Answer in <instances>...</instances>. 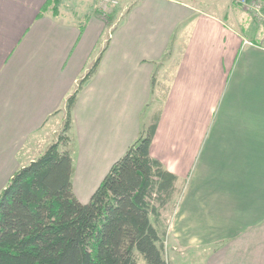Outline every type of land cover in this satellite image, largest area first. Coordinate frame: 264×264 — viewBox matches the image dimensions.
Listing matches in <instances>:
<instances>
[{
  "label": "crops",
  "instance_id": "crops-1",
  "mask_svg": "<svg viewBox=\"0 0 264 264\" xmlns=\"http://www.w3.org/2000/svg\"><path fill=\"white\" fill-rule=\"evenodd\" d=\"M46 1L0 0V190L36 158L31 145L41 147V130L104 42L100 16L53 15ZM263 34L264 23L233 7L136 0L73 105L77 198L89 199L153 106L149 154L181 188L175 240L219 243L204 264H264Z\"/></svg>",
  "mask_w": 264,
  "mask_h": 264
},
{
  "label": "trees",
  "instance_id": "trees-1",
  "mask_svg": "<svg viewBox=\"0 0 264 264\" xmlns=\"http://www.w3.org/2000/svg\"><path fill=\"white\" fill-rule=\"evenodd\" d=\"M60 2L47 0L42 11L54 15ZM110 31H103V45L63 100L57 139L0 190V264H169L161 210L176 203L181 188L177 176L149 154L159 113L141 126L86 202L72 188V109L97 70Z\"/></svg>",
  "mask_w": 264,
  "mask_h": 264
},
{
  "label": "rangeland",
  "instance_id": "rangeland-1",
  "mask_svg": "<svg viewBox=\"0 0 264 264\" xmlns=\"http://www.w3.org/2000/svg\"><path fill=\"white\" fill-rule=\"evenodd\" d=\"M136 0H117L113 5L101 4L100 0H61L59 8L66 11L64 14L67 16L78 15L85 20L84 15L88 16L89 13L96 14L102 18L106 26V33L119 21L124 15L126 9ZM192 4H197L200 8L213 13H222L225 10L232 8L239 9L246 12L250 18L259 21L261 24L264 23V0H199L203 1L197 3L194 0H187ZM58 8V11H59ZM95 10L101 11L99 14ZM57 11V13H58ZM55 13V14H57ZM111 15L110 21L106 20V16ZM153 106L146 107L141 114L140 122L142 126L147 125L150 121V117L153 114ZM60 109L57 111V115L54 120L49 122L40 132V140L42 145H31L30 155L38 156L51 142L57 139L58 133L60 132L61 125L64 118V113ZM69 141L67 145L71 148V156L77 153L76 143L73 136L69 132ZM74 146V147H73ZM40 148V151L37 152ZM179 197V196H178ZM176 203L167 204L162 210L161 215L164 219V223H167V234L164 241L165 253L169 264H204L206 257L212 252L219 243H214L205 246H195L192 248H185L181 243L175 240V235L169 231L170 218L174 213Z\"/></svg>",
  "mask_w": 264,
  "mask_h": 264
},
{
  "label": "built area",
  "instance_id": "built-area-1",
  "mask_svg": "<svg viewBox=\"0 0 264 264\" xmlns=\"http://www.w3.org/2000/svg\"><path fill=\"white\" fill-rule=\"evenodd\" d=\"M100 2H101V4H104V5H113V4H115L117 2V0H100ZM246 42L252 43V42L247 41V40H246ZM255 44H257L259 47L264 49V34H263V37H262L261 41L258 42V43H255Z\"/></svg>",
  "mask_w": 264,
  "mask_h": 264
}]
</instances>
